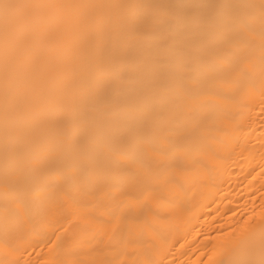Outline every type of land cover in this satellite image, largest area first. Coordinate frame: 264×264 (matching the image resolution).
I'll list each match as a JSON object with an SVG mask.
<instances>
[{"label":"bare ground","instance_id":"6f19581e","mask_svg":"<svg viewBox=\"0 0 264 264\" xmlns=\"http://www.w3.org/2000/svg\"><path fill=\"white\" fill-rule=\"evenodd\" d=\"M0 264H264V0H0Z\"/></svg>","mask_w":264,"mask_h":264}]
</instances>
